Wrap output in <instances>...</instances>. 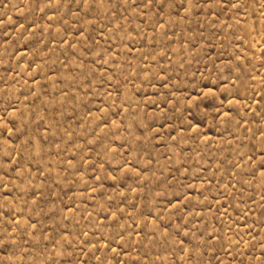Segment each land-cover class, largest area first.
<instances>
[{"label": "rangeland", "instance_id": "rangeland-1", "mask_svg": "<svg viewBox=\"0 0 264 264\" xmlns=\"http://www.w3.org/2000/svg\"><path fill=\"white\" fill-rule=\"evenodd\" d=\"M0 264H264V0H0Z\"/></svg>", "mask_w": 264, "mask_h": 264}]
</instances>
